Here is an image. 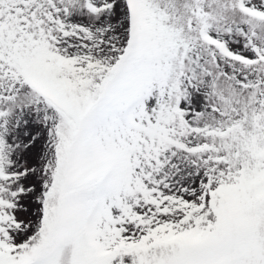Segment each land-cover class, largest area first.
<instances>
[{
    "label": "snow or ice",
    "instance_id": "snow-or-ice-1",
    "mask_svg": "<svg viewBox=\"0 0 264 264\" xmlns=\"http://www.w3.org/2000/svg\"><path fill=\"white\" fill-rule=\"evenodd\" d=\"M0 264H264V0H0Z\"/></svg>",
    "mask_w": 264,
    "mask_h": 264
}]
</instances>
